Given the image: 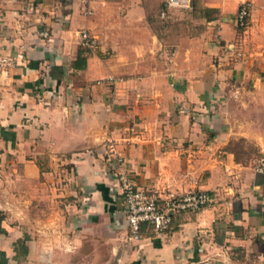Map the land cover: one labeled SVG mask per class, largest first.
Segmentation results:
<instances>
[{"label":"crops","instance_id":"0c3cea01","mask_svg":"<svg viewBox=\"0 0 264 264\" xmlns=\"http://www.w3.org/2000/svg\"><path fill=\"white\" fill-rule=\"evenodd\" d=\"M163 9L0 0V264H264V0ZM113 148L138 185L213 202L131 239Z\"/></svg>","mask_w":264,"mask_h":264},{"label":"built area","instance_id":"2783aa9c","mask_svg":"<svg viewBox=\"0 0 264 264\" xmlns=\"http://www.w3.org/2000/svg\"><path fill=\"white\" fill-rule=\"evenodd\" d=\"M90 2L91 0H82ZM191 10L193 0H164V9L161 13L167 18L172 10ZM87 13H91L90 10ZM250 4L243 2L238 10L237 24L245 29L249 25ZM43 37H48L49 32H40ZM80 44L87 49H95L98 42L88 29L80 32ZM7 62L0 61V66ZM120 81L110 77L99 80L98 83L117 87ZM116 157L117 185L116 192L124 202V214L131 239H141L143 226H150L157 233L167 232L176 215L182 212H195L209 206L214 198L205 190H191L187 192L167 191L161 192L153 186H140L136 183L132 172L127 168L125 156L118 151L111 150ZM257 172L264 174V158L255 164Z\"/></svg>","mask_w":264,"mask_h":264},{"label":"rangeland","instance_id":"374dc122","mask_svg":"<svg viewBox=\"0 0 264 264\" xmlns=\"http://www.w3.org/2000/svg\"><path fill=\"white\" fill-rule=\"evenodd\" d=\"M254 18H256V21H262L264 19V12L256 13ZM262 22H263V25L261 27H257L258 32L260 30H264V20ZM48 206L52 207V202L51 201H47V203L45 204L46 208H48Z\"/></svg>","mask_w":264,"mask_h":264},{"label":"trees","instance_id":"16d2710c","mask_svg":"<svg viewBox=\"0 0 264 264\" xmlns=\"http://www.w3.org/2000/svg\"><path fill=\"white\" fill-rule=\"evenodd\" d=\"M169 14H171V12H170ZM168 17H169V15H168ZM168 17H167V18H168Z\"/></svg>","mask_w":264,"mask_h":264}]
</instances>
